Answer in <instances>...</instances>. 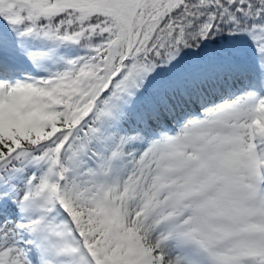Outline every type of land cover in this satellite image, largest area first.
Instances as JSON below:
<instances>
[{"label": "snow or ice", "instance_id": "snow-or-ice-1", "mask_svg": "<svg viewBox=\"0 0 264 264\" xmlns=\"http://www.w3.org/2000/svg\"><path fill=\"white\" fill-rule=\"evenodd\" d=\"M0 264H264V0H0Z\"/></svg>", "mask_w": 264, "mask_h": 264}]
</instances>
